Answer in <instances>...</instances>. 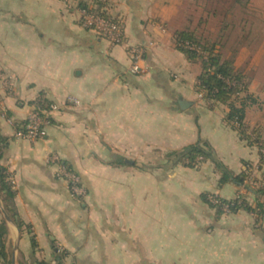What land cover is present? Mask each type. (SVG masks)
<instances>
[{
	"label": "crops",
	"instance_id": "0c3cea01",
	"mask_svg": "<svg viewBox=\"0 0 264 264\" xmlns=\"http://www.w3.org/2000/svg\"><path fill=\"white\" fill-rule=\"evenodd\" d=\"M196 1L0 0V167L14 193L0 191L7 264H264L257 216L204 200L256 196L220 184L210 158L190 167L171 155L205 140L234 174L253 165L264 178L258 147L227 121L226 104L198 92L201 62L175 43L195 30ZM79 2L122 20L126 43L85 28ZM130 45L144 49L138 73ZM247 93L255 102L244 123L264 132V83L252 79L237 105ZM68 96L80 103L64 104ZM39 98L58 108L47 136L31 141L18 133ZM52 154L80 174L83 198Z\"/></svg>",
	"mask_w": 264,
	"mask_h": 264
},
{
	"label": "trees",
	"instance_id": "16d2710c",
	"mask_svg": "<svg viewBox=\"0 0 264 264\" xmlns=\"http://www.w3.org/2000/svg\"><path fill=\"white\" fill-rule=\"evenodd\" d=\"M80 7H87V4L79 2ZM175 43L177 47L183 51L190 59H195L201 62L202 72L197 79V90L202 97L211 105L215 103H224L229 110L226 114V119L234 128H236L242 139L251 145L258 147L261 164L264 163V132L260 129L249 130L244 123L245 109L248 103L255 102V98L250 94H246L241 98V103L236 104L240 93L247 92L250 82L244 80L241 72L233 66L232 60H223L214 47L208 46L195 36L193 31H180L176 33ZM4 144V140L0 137V149ZM171 155L175 156L176 162H184L187 166L196 167L204 158H210L221 171L219 183L223 184L229 181L237 185H244L250 193L256 196V203L251 205L244 194H237L232 199L221 198L223 202H228L231 210L228 213L237 212L240 209H245L253 212L258 220L261 221V226L264 230V178L259 175H254V181L258 182L257 186H252L248 183L251 177V172L243 171L240 174H234L229 168L216 156L213 147L208 141L200 140L196 143L189 144L180 150L174 151ZM199 157H202L200 160ZM4 172L0 167V191L4 190L6 199L11 200L14 196L10 184L5 180ZM208 194H204V200L218 213L224 212L220 205L209 201ZM0 209V215H1ZM7 232L5 222H0V257L4 264H7L5 253L4 236Z\"/></svg>",
	"mask_w": 264,
	"mask_h": 264
},
{
	"label": "rangeland",
	"instance_id": "374dc122",
	"mask_svg": "<svg viewBox=\"0 0 264 264\" xmlns=\"http://www.w3.org/2000/svg\"><path fill=\"white\" fill-rule=\"evenodd\" d=\"M197 9L202 15L195 17V36L222 61L232 60L246 82L258 78L263 84L264 0H197Z\"/></svg>",
	"mask_w": 264,
	"mask_h": 264
},
{
	"label": "built area",
	"instance_id": "2783aa9c",
	"mask_svg": "<svg viewBox=\"0 0 264 264\" xmlns=\"http://www.w3.org/2000/svg\"><path fill=\"white\" fill-rule=\"evenodd\" d=\"M70 3L71 0H65ZM73 1V0H72ZM80 16L81 23L85 28L95 31L97 34L106 37L113 44H125L126 33L125 26L122 20L112 16H108L95 8L90 7H77ZM129 51L131 54V71L138 73L142 70L140 63L144 60V49L141 46L130 45ZM80 101L74 96H68L65 99L66 105H78ZM58 108V104L54 101L47 100L45 98H39L32 106L26 122L23 124L19 131V136L28 140L35 141L38 139H44L47 136V125L50 121L51 113ZM264 152V149H262ZM201 160L202 157H199ZM48 161L57 165L59 177L63 179L68 186L70 194L75 199H81L86 195V188L82 183L81 176L68 164H66L59 155L52 154ZM247 169L251 172V177L248 183L252 186H257L258 182L254 181L253 177L256 172L253 165H248ZM210 202L220 205L224 212H230L231 205L228 202H223L217 194H208Z\"/></svg>",
	"mask_w": 264,
	"mask_h": 264
}]
</instances>
